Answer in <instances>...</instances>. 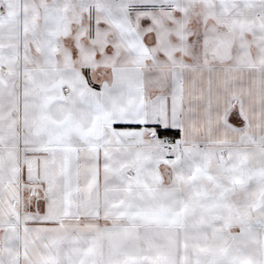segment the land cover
<instances>
[{"label": "snow or ice", "instance_id": "obj_1", "mask_svg": "<svg viewBox=\"0 0 264 264\" xmlns=\"http://www.w3.org/2000/svg\"><path fill=\"white\" fill-rule=\"evenodd\" d=\"M0 264H264V0H0Z\"/></svg>", "mask_w": 264, "mask_h": 264}]
</instances>
